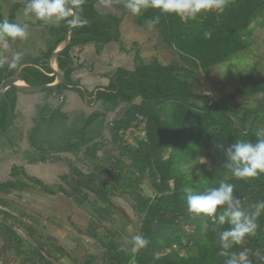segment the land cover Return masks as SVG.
Returning a JSON list of instances; mask_svg holds the SVG:
<instances>
[{"label": "trees", "instance_id": "1", "mask_svg": "<svg viewBox=\"0 0 264 264\" xmlns=\"http://www.w3.org/2000/svg\"><path fill=\"white\" fill-rule=\"evenodd\" d=\"M98 1L84 0L80 15L88 20V24L84 27L77 25L72 32L71 45L58 58V66L64 71L66 82L76 87L74 91L81 97H84V92L79 88L80 82L73 79L72 49L96 43L97 52L100 53L106 45L120 38L122 19L99 12L96 8ZM262 10L264 0H228L223 13L201 14L196 19L188 18L184 22L175 15H162L150 8L137 15L138 24L142 26L159 15L160 21L155 28L184 64L175 61L162 65L157 60L145 64L138 57L139 64L134 71L120 68L108 87L98 89L96 93H87V97L92 96L93 101L96 97L98 102L103 103L104 112L97 111L88 117L82 114L81 120H75L69 129L67 124L71 115L63 112V107L52 114L51 105L42 110L35 129L37 141L34 137L31 139L32 147L39 155L29 156V163H43L59 153L79 154L83 150L93 169H84L70 162L75 179L69 182L68 175L61 177L72 186V191L80 198L78 202L83 203L88 199V194L83 190L95 193L105 202L109 201L110 193L129 196L142 219L140 235L147 238L149 244L133 254L107 237L103 242V264H225L226 257L219 255L222 249L218 232L222 229L214 232L210 218L195 216L187 211L184 189L190 187L196 192L191 180L192 173L196 172L203 178L200 184L205 186V193L224 180L235 185L234 195L249 208L264 201V175L237 180L224 168V153L232 143L237 140L256 141L253 123L257 118L264 117V88L262 83L245 74L241 76L234 93L221 101L201 106L198 101L205 97L194 93V83L251 46V41L243 38L242 33ZM15 12L16 8L10 13V21L14 19ZM69 27L63 23L46 27L48 38L45 51L35 58L24 56L17 69L9 70L6 64H0V86L4 79L14 76L22 65L26 66L20 76L27 84L39 86L54 83L56 78L51 76L53 72L48 66V59L65 40ZM205 32H209L210 36L205 37ZM65 91L64 87L60 89L61 93ZM237 96H242L241 104L236 101ZM18 100V92L10 89L0 106V144L9 142L13 147L22 138V135L18 136L20 130L14 126ZM125 102L129 106L124 116L108 125L113 146L98 157L100 144L89 136L90 127L95 123L94 134L101 135L107 113ZM140 116L147 119L146 140L131 147L124 142L121 132ZM51 128L65 130L70 137L59 146L46 149L38 136L44 129ZM20 176L27 182L21 181ZM11 177L13 181L0 182V194L26 190L29 185L39 186L51 196L57 194L56 190L39 179L28 176L22 167L14 166ZM95 179L99 181L98 185ZM144 180H149L155 188L154 198L143 193L141 186ZM58 191L70 196L63 187H58ZM6 204L0 197V205ZM257 223L259 227L255 235L229 251L247 249L252 264H264V259H261L264 257V213ZM4 234L13 245L16 256L31 257L38 264H54L43 254V250H46L50 256H54L46 243L36 241V245H32L8 227ZM51 247L64 254L57 245ZM181 252H187L189 256L182 257Z\"/></svg>", "mask_w": 264, "mask_h": 264}, {"label": "rangeland", "instance_id": "2", "mask_svg": "<svg viewBox=\"0 0 264 264\" xmlns=\"http://www.w3.org/2000/svg\"><path fill=\"white\" fill-rule=\"evenodd\" d=\"M99 9L103 12L119 14L122 19V27L126 28V35L133 32L141 39L148 41V44L141 48L143 63L150 64L157 60L162 65H169L175 61L184 64L177 53L163 41L156 28L149 29L147 23L142 26L138 24L137 15L134 16L126 10L124 0H112L111 6H106L102 0ZM242 36L251 41V46L246 51L216 67L219 72L214 70L210 75L202 76L194 83V93L205 97L198 101L199 105L205 106L207 103L227 98L238 89L241 76L245 74L254 81L262 83L264 88V10L260 11L252 20ZM22 56L24 55L22 54ZM138 63V60L131 58L126 68L134 71ZM90 78L92 80L88 85L89 93H94L96 84L98 87L105 85L108 87L111 83L108 80H98V77L93 74L90 75ZM76 93L79 96L78 99L82 100L83 97L78 92ZM236 99L238 104H241L242 96H237ZM87 102L88 113H92V110L104 111L101 104L93 107L95 102L92 100V96H88ZM128 106L129 104L125 102L107 113L105 127L101 129V135L95 136V123L90 127L89 136L100 144L98 157H102L105 152L111 150L112 135L108 125L122 118ZM72 107L70 127L75 120L80 119L81 111L84 109L81 101ZM27 108L29 107L25 106L16 118L19 126H24L27 122L31 124L28 120L30 113ZM35 109L32 115L37 116L38 112ZM253 126L256 127V131L264 128V117L257 118ZM134 136L136 143H139V139L142 138L140 131ZM123 140L125 142L124 137ZM70 162L84 169H93L83 150L79 154L59 153L36 165L14 156L2 160L0 152L1 183L13 181L11 172L13 167L17 166L22 167L28 176L39 179L57 191L55 196H51L46 194L41 187L29 185L26 190H13L6 194H0V197L7 202L6 205H0V211H2L0 214V238L4 241L6 248L5 251L0 250V264H37L31 257L16 256L13 245L4 234L7 227L12 228L32 245H36V241L46 243V246L53 250L54 256H50L46 250H43V254L54 264H89L92 259L91 264H103L105 256L103 242L107 237L113 239L120 248L130 251L131 241L136 235H140L142 226V219L134 209L133 201L129 196L110 193L109 201L105 202L95 193L83 190V193L88 194V199L83 203L78 202L80 198L74 194L72 186L61 179L64 175L69 176V182L75 179L70 170ZM19 179L27 182L23 176H20ZM191 180L196 193L205 194V186L200 184L203 181L202 176L196 172L192 173ZM94 181L97 185L99 184L98 180ZM58 187H63L70 196L59 192ZM141 188L147 197L154 198L156 196L155 188L149 180H144ZM104 209H108L109 214ZM51 245L60 247L64 254L58 253ZM180 255L182 257L189 256L187 252H181Z\"/></svg>", "mask_w": 264, "mask_h": 264}, {"label": "clouds", "instance_id": "3", "mask_svg": "<svg viewBox=\"0 0 264 264\" xmlns=\"http://www.w3.org/2000/svg\"><path fill=\"white\" fill-rule=\"evenodd\" d=\"M104 3L111 6L112 0H104ZM82 4L83 0H27L23 15L44 24H79L84 27L88 20L80 15ZM227 5L228 0H124V7L134 16L141 15L151 8L158 10L162 15H175L180 19H196L201 14L212 12L221 14ZM74 10L77 13L75 16ZM159 21V15L147 21L149 29L155 28ZM204 35L209 37L210 33L205 32ZM28 36L27 23L20 24L6 19L0 21V40L16 42L26 40ZM21 61L22 54L15 52L10 58L0 59V64H7L9 70H15ZM255 135V142L237 140L225 150L224 168L237 180H250L264 175V128L258 129ZM234 187L233 183L221 180L217 187L209 188L205 194H197L190 187L185 188L187 211L195 216L210 218L214 232L222 229L218 232L222 249L219 255L226 257L225 264H252L247 249L238 252H230L229 249L242 245L247 238L255 235L259 227L258 218L264 213V201H259L249 208L241 198L234 195ZM225 225L227 227H224ZM148 244L147 238L136 235L131 241L130 250L134 254Z\"/></svg>", "mask_w": 264, "mask_h": 264}, {"label": "crops", "instance_id": "4", "mask_svg": "<svg viewBox=\"0 0 264 264\" xmlns=\"http://www.w3.org/2000/svg\"><path fill=\"white\" fill-rule=\"evenodd\" d=\"M102 0H99L96 4V8L99 12L105 14H111L114 16H118L121 18L119 14L116 13H108L103 12L99 9V4ZM27 0H0V15L2 20H9V16L11 11L16 8L15 17L10 22H16L20 24L27 23L29 25V36L26 40L11 42L9 40H0V52L2 58L11 57V55L15 52H19L24 56L29 57H37L42 53L46 48L47 41V30L48 26H59L52 22L44 24L35 19H29L24 17L23 9L26 6ZM121 35L118 41H113L106 45L104 49L98 53L97 52V44L89 43L83 46L74 47L71 51V55L74 63V72L73 79L80 82V86H82L85 90L90 91L88 85L92 80L90 75H95L98 77V80H108L111 81V78L116 73V71L120 68H126V65L130 63L131 58L134 60L138 57L143 59V54L141 53V48H144L148 41L145 39H141L138 35L129 33L126 35V28L122 27L121 24ZM22 56V58L24 57ZM1 58V59H2ZM153 62V61H152ZM139 64V63H138ZM137 64V65H138ZM131 71V70H130ZM107 87L102 86L98 87V84L94 85L95 91L97 89H102ZM65 104H64V112L71 114V110H73V105L81 101V104L84 106V109L81 111V114H85L87 117L97 112L98 110H92V113H88L89 105L85 100L78 99L79 96L75 91H65ZM78 96V97H77ZM49 99L48 94L41 93L36 95H21L19 96L18 108L21 114L23 108L29 107L28 113L31 115L34 113L35 104L37 103V117L41 114V110L45 108V106L49 105L52 101H45ZM37 100V101H34ZM51 100H53L51 98ZM79 100V101H78ZM96 107L100 105L99 102L94 101ZM32 103V104H31ZM102 106V104H101ZM102 112V111H101Z\"/></svg>", "mask_w": 264, "mask_h": 264}, {"label": "water", "instance_id": "5", "mask_svg": "<svg viewBox=\"0 0 264 264\" xmlns=\"http://www.w3.org/2000/svg\"><path fill=\"white\" fill-rule=\"evenodd\" d=\"M73 15L74 16L76 15L74 11H73ZM77 25L78 24L69 27L65 35V40L53 51L50 58L48 59V66L53 72L51 76H54L56 78L55 82L52 84L39 85V86H31L27 84L20 76L23 67L26 66V65H22L14 76L4 79L2 85L0 86V106L8 90L10 89H15L18 92L19 96L36 95V94H41L45 92H50L51 98L56 101V103L54 104L52 108L51 114L56 109L64 106L66 96H65V93L60 92V89L64 87L67 91H71V90L74 91L76 87L70 86L66 82L65 73L58 66V58L71 45L72 32L77 27ZM79 88L83 90L84 97L86 98L87 90H85L82 86H79ZM94 101H97L96 97H94Z\"/></svg>", "mask_w": 264, "mask_h": 264}, {"label": "flooded vegetation", "instance_id": "6", "mask_svg": "<svg viewBox=\"0 0 264 264\" xmlns=\"http://www.w3.org/2000/svg\"><path fill=\"white\" fill-rule=\"evenodd\" d=\"M88 92L89 91H87V93ZM48 98L49 99H47L45 101H47V102L49 100L52 101V102H50L49 105H51V107L53 108L56 101L51 100V95H48ZM87 99H88V97H86V98L83 97V100L87 101ZM34 101H37V100H34ZM98 103L99 102L97 101L96 104H98ZM101 104L103 106L102 102H101ZM64 107L65 106H63V108H62L63 112H64ZM35 108L37 109V103L35 104ZM16 115H17V117H18V115H20L18 103H17V108H16ZM40 118H41L40 115L37 117V116H34L31 114L29 116V119H28V120H30L31 124H29L27 122V123H25L26 125H24V126H19L17 124V119H15L14 126L20 130V132L18 133V136L22 135V138H21V140H17L13 147L10 146L9 142L4 143V144H0V152L2 153V160L10 158V156H14V157H17V158L22 159L23 161L29 163V159H28L29 156L37 157V155H39V153H37L35 148L32 147V143H31L32 140L31 139H32V137H34L33 139H35L37 141V130L35 131V129H37V123L40 120ZM71 120L72 119L70 118V120L68 121V124H67L68 129L70 128L69 124H70ZM68 137H70V133L65 132V130L63 132V130H56V129L51 128V129H44V131L38 136V139L41 142H43V145L45 146L46 149H50L51 147H57V146L61 145L62 143H64L66 141V138H68ZM28 153H30V155ZM29 164H31V163H29ZM36 164H39V163H34V165H36ZM0 245L5 246V243L2 240V238H0ZM0 250H2L1 246H0Z\"/></svg>", "mask_w": 264, "mask_h": 264}, {"label": "built area", "instance_id": "7", "mask_svg": "<svg viewBox=\"0 0 264 264\" xmlns=\"http://www.w3.org/2000/svg\"><path fill=\"white\" fill-rule=\"evenodd\" d=\"M182 20L184 22H186L188 20V18L182 19ZM146 127H147V119L140 116L128 129L123 130L121 132V136L125 138V142L127 145H129L131 147H136L138 145V143H136V141H135L134 134H136V133H138V131H140L142 138H140L139 140L140 141L146 140V133H147Z\"/></svg>", "mask_w": 264, "mask_h": 264}, {"label": "bare ground", "instance_id": "8", "mask_svg": "<svg viewBox=\"0 0 264 264\" xmlns=\"http://www.w3.org/2000/svg\"><path fill=\"white\" fill-rule=\"evenodd\" d=\"M1 246V249L3 250V251H5V246L4 245H0Z\"/></svg>", "mask_w": 264, "mask_h": 264}]
</instances>
